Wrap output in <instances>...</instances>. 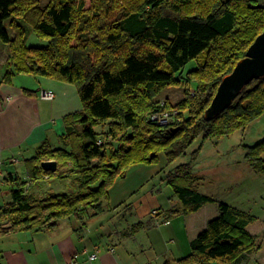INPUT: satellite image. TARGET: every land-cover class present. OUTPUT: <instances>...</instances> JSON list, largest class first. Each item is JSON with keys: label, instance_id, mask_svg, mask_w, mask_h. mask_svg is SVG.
<instances>
[{"label": "trees", "instance_id": "16d2710c", "mask_svg": "<svg viewBox=\"0 0 264 264\" xmlns=\"http://www.w3.org/2000/svg\"><path fill=\"white\" fill-rule=\"evenodd\" d=\"M262 32L259 0H0V43L9 49L3 79L27 73L74 84L83 106L65 116L62 147L45 141L25 159L28 180L16 177L12 201L0 209V235L98 215L113 183L131 166L157 163L162 154L168 166L198 138L247 129L264 112V77L216 117L207 119L205 112L223 77ZM203 52L205 60L186 74L194 87L163 106V90L181 82L187 63ZM162 109L178 111L177 126L152 119ZM244 147L250 166L264 174V137ZM45 160H56L57 171L44 170ZM64 167L75 187L46 196L28 192L34 182L62 177ZM201 181L191 162L167 174L175 203L166 220L211 203L219 214L191 241L190 254L164 264H237L260 247L247 228L256 216L203 193ZM146 224H135L131 233Z\"/></svg>", "mask_w": 264, "mask_h": 264}, {"label": "crops", "instance_id": "0c3cea01", "mask_svg": "<svg viewBox=\"0 0 264 264\" xmlns=\"http://www.w3.org/2000/svg\"><path fill=\"white\" fill-rule=\"evenodd\" d=\"M0 67L5 71L2 63ZM3 75L4 72L0 74V158L4 160L0 170V209L12 201L6 189L16 187V177L28 180L25 159L34 156L45 141L53 148L58 147L55 143L63 142L61 136L66 132L65 116L83 107L74 84L27 73L15 74L9 82ZM43 90H53L55 97H41ZM45 181L48 180L32 183L28 192L45 196L41 188ZM54 187L59 191L53 190ZM50 189L66 192L53 184ZM174 203L172 200L167 209ZM166 214L151 216L150 223L135 236L127 230L114 236L112 226L99 223L101 218L93 222L92 231L89 221L69 218L53 229L18 230L0 235V264H164L190 254L191 241L218 216L219 210L217 203H211L169 220L165 219ZM255 216L256 220L247 228L258 237L260 247L237 264H264V206L263 213ZM1 223L4 227L9 225L8 220ZM92 253H97V258L91 259Z\"/></svg>", "mask_w": 264, "mask_h": 264}, {"label": "rangeland", "instance_id": "374dc122", "mask_svg": "<svg viewBox=\"0 0 264 264\" xmlns=\"http://www.w3.org/2000/svg\"><path fill=\"white\" fill-rule=\"evenodd\" d=\"M47 1L42 0V4H46ZM263 1L259 0L261 4L264 3ZM33 41L36 40L31 37L30 42ZM8 54V46L0 43V64L5 66ZM206 54L203 52L198 59L190 60L185 67V73L181 76V82L163 90L160 95L162 105L165 99L170 100L173 104L178 103L185 97L188 87H194L193 84L188 86L186 74L189 70L197 68L198 64L205 60ZM3 72L4 69L0 67V74ZM170 110L176 111V109ZM165 117L168 118L167 115ZM171 121L172 119L167 125L177 126ZM263 137L264 112L247 129L238 130L222 137L206 140L196 139L185 155L168 166H166L164 154L160 156L157 163H140L131 166L126 174L119 176L111 186L109 197L104 201V210L93 218L85 216L86 222L89 221L90 230L94 229L93 222H96L97 218H101L99 223L102 221L106 222L108 226H112L114 236L121 235V233L123 235L126 230L131 233L134 225L139 222L150 223L151 216H163L167 207L171 205V201L175 200L173 188L167 182V174L175 165L183 162H191L193 171L203 177L198 186V189L203 193L212 194L222 202L240 207V209L250 211L255 215L262 214L264 174L257 173L249 165L245 158L244 146L253 145ZM63 145L61 141L55 143V146L58 147ZM200 146L199 151L194 153ZM60 175L62 177L54 175L53 178L41 184L45 196L54 192L50 191L52 190L50 189L51 184L60 186L66 192L75 187L74 177L70 174L69 168H62ZM30 188L31 186L28 187V190ZM33 188L35 189V186H32ZM10 189L11 187L7 188L6 192H9ZM53 190L59 191L56 187ZM155 212L158 214L156 215ZM139 231L140 229L133 231L132 236H135Z\"/></svg>", "mask_w": 264, "mask_h": 264}, {"label": "water", "instance_id": "95a60500", "mask_svg": "<svg viewBox=\"0 0 264 264\" xmlns=\"http://www.w3.org/2000/svg\"><path fill=\"white\" fill-rule=\"evenodd\" d=\"M263 77L264 32L257 36L233 71L223 77L210 106L205 112V117L212 119L219 115L233 103L252 80ZM41 165L46 171L56 172L58 168L56 160H45Z\"/></svg>", "mask_w": 264, "mask_h": 264}, {"label": "built area", "instance_id": "2783aa9c", "mask_svg": "<svg viewBox=\"0 0 264 264\" xmlns=\"http://www.w3.org/2000/svg\"><path fill=\"white\" fill-rule=\"evenodd\" d=\"M41 97L53 99L55 97V93L53 90H43L41 92ZM165 115L168 116V118L165 117ZM176 116H178V111L175 110H160L152 115V119L158 124V125H167L169 123L170 119H172V123H174L177 119ZM4 165V160L0 158V170ZM91 259L97 258V253H92L90 255Z\"/></svg>", "mask_w": 264, "mask_h": 264}]
</instances>
